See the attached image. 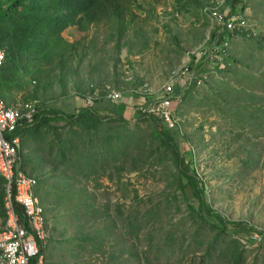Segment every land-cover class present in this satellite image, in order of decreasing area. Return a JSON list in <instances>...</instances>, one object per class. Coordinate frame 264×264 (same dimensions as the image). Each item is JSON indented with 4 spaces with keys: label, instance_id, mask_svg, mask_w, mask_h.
Here are the masks:
<instances>
[{
    "label": "rangeland",
    "instance_id": "obj_1",
    "mask_svg": "<svg viewBox=\"0 0 264 264\" xmlns=\"http://www.w3.org/2000/svg\"><path fill=\"white\" fill-rule=\"evenodd\" d=\"M223 1L220 11L230 13L231 0ZM244 2L243 14L250 32L247 38L229 39L228 53L235 59L232 71H219L211 62L206 63L204 72L208 70L211 76L210 87L187 93L176 115L182 132L190 140L181 144L183 154L207 181L212 207L231 221L243 222L264 233V119L257 115L252 120L255 124L244 122L247 116H256L245 106L264 105V99H258L264 96V0ZM215 5L216 0H138L121 26L111 22L87 32H79L72 26L64 32L66 40L76 46V55L67 62L64 71L66 79H72L66 98L54 104L65 111L78 106L80 98L74 95L75 84L85 90L90 83L107 84L129 95L132 83L127 81L133 79L135 84L144 81L162 94L171 74L185 65L188 56L208 43L217 30L210 12ZM240 7L236 10L242 11ZM121 29L122 48L115 69L116 40ZM56 73L58 70L52 75ZM49 77H41V84L32 82L28 89L22 88L20 91L25 92L19 101L29 93L36 96V92L44 100L60 99L64 92L58 87L55 91L42 89V83ZM235 99L238 100L234 102ZM140 126L135 130L137 135L151 133L148 123ZM170 174L167 164L155 163L147 171L124 175L121 182L102 178L103 186L96 191L95 204L109 205L113 218L117 217V205H121L125 217L131 214L133 218L160 205L159 213L141 232V239L129 238L127 247L138 241L140 250L147 249L151 264H234V253L241 255L237 264H264V240L239 229L237 235L220 237L216 248L207 255L216 234L189 214ZM57 212L61 213L58 217ZM78 222L61 209L49 214L51 241L47 264H83L88 260L89 264H104L99 252L92 259L83 251L78 258L73 256L77 250L78 241L74 238ZM118 227L113 235L119 239L117 250L124 246L120 234L128 226L118 218ZM233 238L238 242L234 243ZM165 239L167 250L157 249L165 244ZM107 248L110 250L111 246ZM118 255L119 261L112 264H148L128 253Z\"/></svg>",
    "mask_w": 264,
    "mask_h": 264
},
{
    "label": "trees",
    "instance_id": "obj_2",
    "mask_svg": "<svg viewBox=\"0 0 264 264\" xmlns=\"http://www.w3.org/2000/svg\"><path fill=\"white\" fill-rule=\"evenodd\" d=\"M137 3L138 0H0V45L6 52L5 63L0 68V95L8 105H12L9 98L16 90L20 91L24 87L26 89L32 82L41 84V77L47 79L50 75L49 79L42 83V89L55 91L58 87L64 92L60 99L55 100L41 99L38 92L36 96L33 93L25 96L26 100L23 99L22 102L37 101L36 112L31 120H21L14 133L21 140L20 168L27 175L37 179L35 194L44 207L48 221L47 243L41 250L45 264L51 241L49 214L59 209L79 221L77 236L72 237L78 241L75 245L77 250L73 252L75 258H78L82 251L88 254L90 259L99 252L104 257V264H112L119 261L118 254L128 253L136 257L137 261L144 259L151 264L147 249L140 250L137 243L145 226L154 219L157 212L159 213L160 205L145 211L141 217L138 214L134 218L131 214L125 217L121 205H117V217L113 218L109 205L100 207L95 203L96 191L103 186V177L109 182L115 179L121 182L124 175L147 171L154 167L155 163L168 165L175 191H180L189 214L199 225H207L216 234L209 243L207 255L216 248L220 237L237 235L238 229L251 237L264 240V233L243 222L231 221L212 207L207 181L199 175L192 161L183 154L181 144L189 143L190 140L182 132L180 122L170 129L160 117L140 112L138 101L143 96L136 91L144 81H138L137 84L133 79L127 81L132 83L129 91L132 92L133 101L137 100L134 103L138 112L135 120L127 119L119 110L118 103L122 100L112 102L106 98V86H110L107 84L90 83L86 90L75 84L77 86L74 95L80 98V104L70 111L62 110L54 104L67 96L66 90L72 78L66 79L64 71L67 62L76 55V46L66 40L64 32L72 26L79 32H87L92 27L111 22L121 26L125 24L127 15ZM231 4V11H235L239 5L242 6V11L246 9L244 0H231ZM123 32L121 29L117 35L115 69L120 61ZM249 32H235L230 38H247ZM217 40L222 42L223 34L215 30L208 44L214 45ZM190 56L192 65L196 63V66L204 71L206 62H209L207 56ZM234 60L228 53L222 62L214 64V69L231 72ZM56 70L58 73L53 76ZM210 84L211 76L209 82L202 87L208 88ZM96 89L100 90V94L96 97L95 104L90 107L85 98ZM114 89H119L126 95L123 89ZM193 90L198 88L192 85L185 89L181 101L172 99V109L175 113L186 94ZM258 99L263 100L264 96ZM106 107L109 110H105ZM245 109L256 112L255 117L247 116L245 124H255L252 120L257 118V115L264 119V105L260 104L257 108L245 106ZM142 123H148L152 128L149 135H137L135 130L140 129ZM262 124L257 123V126ZM29 141L38 142L40 145L44 153L41 165L25 155L22 146L29 147ZM5 196L6 180L0 175V228H3L6 218ZM14 205L21 222L31 230L23 206L17 202ZM59 214L61 213L57 212V217ZM118 218L126 221L128 226L120 234L124 238V246L129 238L138 241L129 247L127 244L125 247L120 246L117 250L115 248L119 245V239H114L113 235L119 230ZM233 242L238 241L233 238ZM109 245L110 250L107 248ZM165 245L166 239L165 244L157 246V249H165ZM158 252L160 251H157V255ZM239 258L241 255L233 254L234 264H237ZM36 261L37 259H32L30 264H36ZM83 264H89V260Z\"/></svg>",
    "mask_w": 264,
    "mask_h": 264
},
{
    "label": "built area",
    "instance_id": "obj_3",
    "mask_svg": "<svg viewBox=\"0 0 264 264\" xmlns=\"http://www.w3.org/2000/svg\"><path fill=\"white\" fill-rule=\"evenodd\" d=\"M223 2L216 0L215 8L210 9L217 31L223 34L222 42L217 40L214 45L205 43L199 51L193 53L197 57L207 56L213 66L217 62H222L223 57L227 56L230 36L235 32L248 30V21L243 11L222 13L219 8ZM190 55L186 64L171 74L163 86L162 94H158L147 83L136 91L143 96L138 106L140 112L160 117L170 129L175 128L179 121L172 109V99L177 98L181 101L185 89L192 85L200 88L210 80L208 70L204 72L196 66V63L192 65ZM5 60V48L0 45V68ZM98 94H100L99 89L93 94H87L86 104L92 107ZM106 98L112 102H120L124 98V93L106 86ZM36 105V100L19 101L8 105L0 95V175L6 180V218L3 228H0V264H30L32 259H37L36 264H45L41 250L47 243L48 221L44 207L35 194L37 179L27 175L20 168L21 140L14 134L21 120H31L36 112ZM15 202L23 206L31 230L21 222L15 209Z\"/></svg>",
    "mask_w": 264,
    "mask_h": 264
},
{
    "label": "crops",
    "instance_id": "obj_4",
    "mask_svg": "<svg viewBox=\"0 0 264 264\" xmlns=\"http://www.w3.org/2000/svg\"><path fill=\"white\" fill-rule=\"evenodd\" d=\"M22 92L24 93L25 91H18L16 90L12 96L9 98L10 102L13 104L19 102ZM118 108L121 111V113L124 115L129 120H135L138 116V112L136 108L134 107V101H133V95L131 93L124 95V98L122 102L118 103ZM105 110H109L108 107L105 108ZM25 155L29 156L30 159L33 162H36L38 164L42 163V160L44 158V153L40 149V145L38 142L34 141H29V147H24L22 146ZM41 165V164H40Z\"/></svg>",
    "mask_w": 264,
    "mask_h": 264
}]
</instances>
